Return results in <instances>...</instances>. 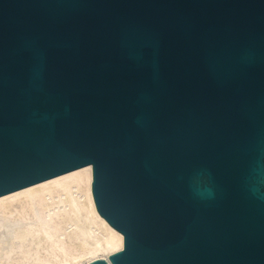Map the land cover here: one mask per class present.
I'll return each mask as SVG.
<instances>
[{
	"label": "water",
	"instance_id": "1",
	"mask_svg": "<svg viewBox=\"0 0 264 264\" xmlns=\"http://www.w3.org/2000/svg\"><path fill=\"white\" fill-rule=\"evenodd\" d=\"M87 165V264H264V0H0V196Z\"/></svg>",
	"mask_w": 264,
	"mask_h": 264
},
{
	"label": "bare ground",
	"instance_id": "2",
	"mask_svg": "<svg viewBox=\"0 0 264 264\" xmlns=\"http://www.w3.org/2000/svg\"><path fill=\"white\" fill-rule=\"evenodd\" d=\"M92 185L87 165L0 196V264H87L122 250Z\"/></svg>",
	"mask_w": 264,
	"mask_h": 264
}]
</instances>
